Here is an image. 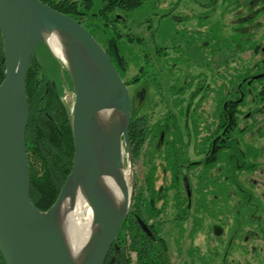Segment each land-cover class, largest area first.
<instances>
[{
    "label": "flooded vegetation",
    "instance_id": "af4514ba",
    "mask_svg": "<svg viewBox=\"0 0 264 264\" xmlns=\"http://www.w3.org/2000/svg\"><path fill=\"white\" fill-rule=\"evenodd\" d=\"M196 7L197 14L206 13L170 16L176 25L183 26L179 29L183 34L172 46H158L150 19L138 25V33L124 36L119 25L127 21L119 15H115L116 33L122 37L117 42L125 38L127 43L121 44L122 49L127 44L134 48L121 52L118 43L117 56L109 45L103 46L127 86L132 103L131 155L125 147L124 151L133 172V200L124 222H131L135 232L149 239L120 240L116 264H144V253L151 264H261L263 260L264 191H256L259 185L264 190V164L259 168L258 164H246L247 154L241 150L237 136H252L258 128L264 138V95L260 96L264 84H260V90L257 88L264 78L252 81L264 73V46L256 40L264 24V0H212L206 5L197 2ZM231 14L235 15L233 35L239 38L223 49L232 57L250 50L263 55L253 66L263 68L260 72L252 74L250 66L249 72L239 68L246 75L237 85L231 81L234 75L220 72V48L199 40L190 50L199 55L211 52L214 61L212 65L203 60L193 64L182 44L186 38L207 34ZM141 28L151 33L154 49L139 34ZM205 65L211 75L208 70L204 72ZM41 77L46 80L48 96L62 92L63 100L67 77L47 66L41 70ZM221 89L228 96L224 100ZM253 93V103L260 105L244 114L243 120L249 124L240 129L241 107ZM221 145H225L223 150ZM261 151L264 153V146ZM256 170L261 184L257 177L252 178ZM145 208L149 219L143 214ZM197 236L198 240L201 236L208 240L198 241ZM201 242L208 247L205 253Z\"/></svg>",
    "mask_w": 264,
    "mask_h": 264
},
{
    "label": "water",
    "instance_id": "95a60500",
    "mask_svg": "<svg viewBox=\"0 0 264 264\" xmlns=\"http://www.w3.org/2000/svg\"><path fill=\"white\" fill-rule=\"evenodd\" d=\"M5 74L0 84V254L5 264H77L60 222V211L80 190L93 213L96 240L81 264H105L133 200L126 179L124 147L131 155L132 103L127 86L107 51L78 21L41 0H0ZM63 44L75 101L71 110L74 137L72 171L53 206L40 211L31 199L26 146L30 118L27 79L40 45L59 60L49 37ZM113 50L117 56L118 47ZM264 73L252 78L261 80ZM111 120H99L104 113ZM119 116V119L117 118ZM105 118V117H104ZM106 120V119H105ZM132 165V164H131ZM132 172V170H131ZM123 194L117 209L104 178ZM143 230L151 236L141 220Z\"/></svg>",
    "mask_w": 264,
    "mask_h": 264
},
{
    "label": "trees",
    "instance_id": "16d2710c",
    "mask_svg": "<svg viewBox=\"0 0 264 264\" xmlns=\"http://www.w3.org/2000/svg\"><path fill=\"white\" fill-rule=\"evenodd\" d=\"M53 9L68 15L83 25L98 41L97 32L104 36L109 29L115 40L122 37L116 33L115 12H130L141 7L146 0H99L98 10L95 12L94 0H41ZM102 21L103 25L100 23ZM93 27L95 30L90 29ZM113 41V43H116ZM101 42L100 40L98 41ZM61 72V63L44 45H40L36 58L31 61L27 94L30 104V118L26 131V146L29 157L31 178V199L40 211H47L56 202L64 183L72 171L74 159V137L72 131L71 110L62 100V92L48 96L46 80L41 77L43 67ZM68 72V71H67ZM66 72L70 80L69 74ZM5 63L3 52V38L0 32V84L4 79ZM62 74V72H61ZM63 76V74H62ZM71 82V80H70ZM72 84V82H71ZM73 86V85H72ZM53 88L50 89L52 92ZM264 93H260L263 96ZM225 145H221L223 150ZM149 240L135 232L131 222H124L112 252L105 264H116L119 241ZM128 250H133L129 245ZM144 264H151L146 253L141 255ZM0 263L5 264L0 254Z\"/></svg>",
    "mask_w": 264,
    "mask_h": 264
},
{
    "label": "rangeland",
    "instance_id": "374dc122",
    "mask_svg": "<svg viewBox=\"0 0 264 264\" xmlns=\"http://www.w3.org/2000/svg\"><path fill=\"white\" fill-rule=\"evenodd\" d=\"M55 1H59V0H55ZM80 1V0H79ZM201 3V4H211L212 0H146L144 2V4L133 10L130 12H124V11H117L115 12V15H119L121 17H123L124 19H126V23L121 22L119 27L121 28V32L123 33V35H127V34H135L138 33L137 31H135L136 28H138L139 24H143L145 21L149 20L151 26H152V30L151 33L154 34V32H156V36L157 37V43H159L160 45L158 46H172L173 43L175 42V40L178 42L179 40V36L180 34H183L182 32L179 31V29L181 27H179L178 25L175 24V19L170 18V16L175 17V18H181L184 16H188V15H204V13H206V11H202L199 14H197L196 10V4ZM99 0H94V5H95V12L98 10L99 7ZM177 7V8H176ZM176 8V9H175ZM172 13V15H170ZM231 18H227V21L225 19H221L220 25H216L214 29H209L208 33L202 36H196L197 39H194V37H189L190 39H185L184 42H182L183 44V48L185 50H187V54L191 56V58H193V64L195 63H199L200 60H203L204 63L207 65H212V62L214 61V56L212 55L211 52L208 51H204V53L200 54L198 52H196L195 50L192 52L190 49L194 48V45L197 44V42L200 40H204L206 42H209L211 44L210 47H218V49L220 48L222 51L220 52V56H219V64H220V72L223 75H228V76H233V78H231V81H234L235 85H237V82L242 79L243 75L245 76L246 72H239V68L241 69L242 67L244 69L247 68V72H249V66L253 68V66H255L256 64H258L260 62V60H262L263 55L260 53H252L253 51L250 50V52L244 53V54H236L235 56H229L227 50H224L223 48H229L230 46H232V42L231 41H237L239 36H234L233 35V18H234V14L230 15ZM216 18V16H215ZM100 23L102 24L103 22L100 21ZM103 25V24H102ZM146 28V26H145ZM90 29H92L93 31L95 30L93 27H91ZM255 31V30H254ZM258 35H257V39L258 42H262L263 46H264V24H262V28L260 30L257 31ZM101 33V32H100ZM99 32H97V39L98 41L100 40V44L102 46L105 45V47L107 45H109V48L112 49V46H114L115 44L119 46L120 44V49L121 52H129L131 51L134 46L127 44L125 46V50H123V45H121L122 43H125L126 40L125 38H123L122 42H117L115 40V36L113 34V32H111L109 29H107V32L104 36H107L109 38H105L102 37L103 35H101ZM151 33L147 34V32L144 30V28L140 29L139 34H141L143 37H145L149 43V48L150 49H154V45H153V41L149 38ZM148 35V36H147ZM183 40V39H182ZM113 41H116V43H113ZM51 42V38L49 37V43ZM108 43V44H107ZM119 43V44H118ZM127 43V42H126ZM224 44H226L225 46H223ZM51 47V46H50ZM51 49L53 50V52L56 54V56L59 58V62L61 63V72L63 74V78L64 76L67 77L66 72H67V66L64 63L65 61V56L64 55H57V53L55 52V50L51 47ZM132 54V53H131ZM240 55V56H239ZM191 59L188 58V63L190 64ZM205 65L204 68H206L207 66ZM230 68V72H228V69ZM232 68L235 69V72H231ZM238 68V69H237ZM251 68V69H252ZM195 69V68H194ZM254 69V68H253ZM263 68H258V69H254V72H252V74L258 73L262 70ZM208 70V74L211 75V72L209 71V68L204 69V72L207 73ZM60 72V74H61ZM68 73V72H67ZM69 74V73H68ZM70 77V76H69ZM68 80H65L64 82V91H63V101L66 104V106L68 107L69 110H72L73 105H74V101H75V95H74V89H73V84H71L69 78L67 77ZM229 81V78H228ZM226 79V82H228ZM262 81V80H261ZM68 82V83H66ZM221 83V81H220ZM260 84H264V80L262 82H259L257 88L260 90ZM225 90L221 89V99H226V96L224 94ZM253 92H255V88H253ZM256 94L253 93L251 95V97H249L246 101V103L241 107V117L239 118V124H238V128L242 129L245 128L246 124H249L248 122H245L243 120L244 118V114L246 112H248L249 110H254L258 105V103H253L252 98L255 96ZM228 97V96H227ZM258 97V96H256ZM222 100V101H223ZM258 100V99H257ZM258 118H261V116H258ZM257 124H260L257 123ZM260 129L255 128L254 129V133L252 134V136H250V134H238L237 139L240 142V147L241 150L245 151V153L247 154V163L246 164H258V168L261 164H264V153L261 151V148H263L264 146V138L260 136ZM249 154H250V158H249ZM130 160V159H129ZM124 164H125V173H126V179L127 182L130 184L129 187L132 186V175L133 172H131L132 169L129 170V164H128V159L126 158V153L124 152ZM127 168V169H126ZM131 168V167H130ZM257 172L253 173V177L252 178H258L260 177L258 170H256ZM140 176H142V173H140ZM259 180V178H258ZM260 184L262 183L259 180ZM133 183H134V179H133ZM260 186V190H257L256 193L260 194L261 192H263V187L261 185ZM89 208V207H88ZM148 209V207H147ZM143 214L145 215L146 219H149L148 217V210H146V208L143 211ZM210 222V221H209ZM211 223V222H210ZM200 236V235H198ZM197 236V240L199 239V237ZM169 239V238H167ZM202 240H198V241H206L208 240V238H202ZM211 240V239H210ZM200 248L203 250V252L205 253V251L208 249V247H205V245L201 242L200 244ZM261 264H264V256H263V260L261 262H259ZM1 264V263H0Z\"/></svg>",
    "mask_w": 264,
    "mask_h": 264
},
{
    "label": "bare ground",
    "instance_id": "6f19581e",
    "mask_svg": "<svg viewBox=\"0 0 264 264\" xmlns=\"http://www.w3.org/2000/svg\"><path fill=\"white\" fill-rule=\"evenodd\" d=\"M50 38V46L55 50L57 55L65 56L60 37L57 34H52ZM114 116L115 113L107 112L104 113L103 116L101 115L99 120H104L102 122L104 123L107 122V120H111V117ZM117 118L119 119V116H117ZM104 183L107 194L112 198L117 209L120 210L124 202L121 189L111 177H105ZM73 199V204H71L69 200L63 204L60 211V222L73 260L75 263L81 264L90 245L96 240L97 234L93 222V213L91 209L88 208L89 206L82 192L77 190Z\"/></svg>",
    "mask_w": 264,
    "mask_h": 264
},
{
    "label": "crops",
    "instance_id": "0c3cea01",
    "mask_svg": "<svg viewBox=\"0 0 264 264\" xmlns=\"http://www.w3.org/2000/svg\"><path fill=\"white\" fill-rule=\"evenodd\" d=\"M75 1H79V0H75Z\"/></svg>",
    "mask_w": 264,
    "mask_h": 264
}]
</instances>
